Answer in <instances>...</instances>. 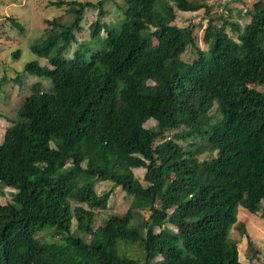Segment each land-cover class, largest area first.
I'll list each match as a JSON object with an SVG mask.
<instances>
[{
    "label": "trees",
    "instance_id": "16d2710c",
    "mask_svg": "<svg viewBox=\"0 0 264 264\" xmlns=\"http://www.w3.org/2000/svg\"><path fill=\"white\" fill-rule=\"evenodd\" d=\"M120 1V24L103 21L104 1H58L70 23L46 21L59 31L30 47L46 64L13 79L49 84L31 86L0 142V194L16 191L0 204V264H252L228 234L238 208L264 219V92L253 88L264 86V0L243 26L204 0H171L204 10L205 49L165 0ZM88 9L89 44L66 58ZM97 182L131 199L95 227L113 193ZM46 229L51 242L36 238Z\"/></svg>",
    "mask_w": 264,
    "mask_h": 264
},
{
    "label": "rangeland",
    "instance_id": "374dc122",
    "mask_svg": "<svg viewBox=\"0 0 264 264\" xmlns=\"http://www.w3.org/2000/svg\"><path fill=\"white\" fill-rule=\"evenodd\" d=\"M58 1H78L91 2L96 4L98 1H104L106 16L103 19L106 23L120 24L124 19V4L120 0H0V142L3 133L10 124L9 120L14 119L18 108L23 103L24 99L31 93L30 88L37 82H42L44 85L49 84V81L40 79L36 76H31L25 73L22 80L26 82V86L19 87L13 80L18 73L22 72L25 64L38 61L40 65L46 64V60L36 56L31 50L32 45L41 43L49 35H53L59 31L54 30L47 24L46 21L57 19L61 24L67 25L70 23L72 16L67 12L68 7L63 5L58 7ZM170 3L176 15L174 24L180 28H185L188 25H196L194 36L196 43L201 48L206 46L202 41L204 28L207 22V16L204 10L198 12H180L176 9L171 0H165ZM258 0H204L211 7V15H228L240 23L241 26L249 23V18L245 17L243 12L245 7H251ZM97 10H85L81 22L82 31L76 34V43L72 44L65 57H70L72 52L81 42L86 43L89 30L88 26L97 18ZM18 22L23 31L17 30L11 24L10 20ZM153 44L156 42L153 40ZM19 51V58L14 59L12 54ZM186 55H184V58ZM46 86L45 89H48ZM257 91L264 92V86L253 87ZM155 122L151 118L147 119L145 127L154 126ZM134 175L141 179L144 170L134 169ZM112 189L113 193L107 205V209L103 212L95 211V227L101 225L103 220L110 214L123 215L130 205V197L120 187H114L109 182H97L95 191L97 194H102L107 190ZM0 204L4 205L11 202L10 194L14 193L11 189L4 188L1 190ZM264 206V200L262 201ZM243 225L244 235L239 233L238 225ZM75 227L73 226L72 229ZM157 232L158 229H155ZM49 229L36 234V238L41 242H51L52 239L48 236ZM86 241L88 236H82ZM228 238L238 243L239 259L244 263L264 264V219L259 215L252 216L241 208H238L237 224L230 229ZM251 241L252 247L248 243ZM253 250L257 252L253 257ZM136 253L138 248H136ZM155 260H160L156 256Z\"/></svg>",
    "mask_w": 264,
    "mask_h": 264
},
{
    "label": "clouds",
    "instance_id": "9594fccd",
    "mask_svg": "<svg viewBox=\"0 0 264 264\" xmlns=\"http://www.w3.org/2000/svg\"><path fill=\"white\" fill-rule=\"evenodd\" d=\"M66 58H70V57H66ZM5 132V131H4ZM4 134V133H3ZM2 139H3V136H2ZM2 141V140H1ZM9 189V188H8ZM13 192H16L15 190L11 189Z\"/></svg>",
    "mask_w": 264,
    "mask_h": 264
}]
</instances>
